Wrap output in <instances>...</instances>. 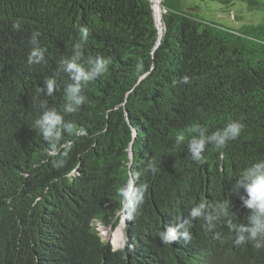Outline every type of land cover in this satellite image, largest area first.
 <instances>
[{"label": "trees", "instance_id": "16d2710c", "mask_svg": "<svg viewBox=\"0 0 264 264\" xmlns=\"http://www.w3.org/2000/svg\"><path fill=\"white\" fill-rule=\"evenodd\" d=\"M189 1H160L159 35L151 0H0V264H264V249L236 243L249 211L232 190L264 159V22L228 28ZM210 1L264 16V0ZM81 26V63H112L67 113L72 81L60 61ZM36 46L44 59L30 63ZM49 77L58 88L50 97L41 91ZM45 101L63 117L55 146L33 127ZM230 120L243 122L241 135L209 146L202 163L174 146L177 134L187 142L190 129L211 133ZM129 181L148 186L132 220L119 192ZM226 201L227 214L218 208ZM201 203L191 238L162 244L158 233ZM120 217L125 242L114 249L95 224Z\"/></svg>", "mask_w": 264, "mask_h": 264}, {"label": "clouds", "instance_id": "9594fccd", "mask_svg": "<svg viewBox=\"0 0 264 264\" xmlns=\"http://www.w3.org/2000/svg\"><path fill=\"white\" fill-rule=\"evenodd\" d=\"M79 34L80 42L74 45L71 57L60 61V70L67 73L72 81L64 90L66 98L64 111L67 113L79 110L86 99L82 94L83 86L107 73L109 65L112 63L110 58L101 55L89 57L85 63H81L82 44L89 37L88 29L81 26ZM32 43L36 45L35 37H33ZM44 51L38 46L34 47L30 53L29 62L40 63L43 61ZM137 71L142 72L143 66L138 64ZM181 82L188 83V77H182ZM57 90L55 78L45 79L41 88L44 95L50 97ZM41 109L42 112L33 127L39 130L46 142L55 146L62 138L63 117L55 109L48 108L46 101L41 103ZM244 127L245 125L240 120H230L222 128L211 133H208L207 129L197 126L190 129L193 135L187 142L183 133L177 134L174 146L177 148L186 147L188 158L193 162L202 163L204 153L209 146H213L217 150L223 149L230 141L236 140L241 135ZM147 188L146 184L137 187L134 181H129L119 189L128 220L135 218ZM232 190L238 194L242 206L249 211L247 223L238 229L236 243L242 244L251 241L257 250L264 249V159H258L244 168L235 179ZM205 207L206 205L203 203L196 205L190 209L188 217H181L178 223L165 226L158 233L161 243L172 245L181 240L187 242L191 238L189 228L192 222L204 215ZM228 207V201L218 205V208L223 209L225 214H227Z\"/></svg>", "mask_w": 264, "mask_h": 264}, {"label": "rangeland", "instance_id": "374dc122", "mask_svg": "<svg viewBox=\"0 0 264 264\" xmlns=\"http://www.w3.org/2000/svg\"><path fill=\"white\" fill-rule=\"evenodd\" d=\"M189 5L192 7V12L197 13L201 18L222 24L228 28H236L242 23L264 22V16L261 11H250L246 8L245 4L240 1H236L233 5L228 7H224L217 1L210 0H190ZM160 12H162V8L160 9ZM95 229L97 230L99 237L110 243L114 249L123 246V217H120L117 223H114L113 221L108 224L96 223Z\"/></svg>", "mask_w": 264, "mask_h": 264}, {"label": "bare ground", "instance_id": "6f19581e", "mask_svg": "<svg viewBox=\"0 0 264 264\" xmlns=\"http://www.w3.org/2000/svg\"><path fill=\"white\" fill-rule=\"evenodd\" d=\"M153 4H152V9H153V13H154V20H155V24L156 27L158 29V34H161L162 31V24H161V16H160V1L162 0H152Z\"/></svg>", "mask_w": 264, "mask_h": 264}, {"label": "water", "instance_id": "95a60500", "mask_svg": "<svg viewBox=\"0 0 264 264\" xmlns=\"http://www.w3.org/2000/svg\"><path fill=\"white\" fill-rule=\"evenodd\" d=\"M163 14V13H162ZM164 15V14H163ZM164 17H165V27H166V16L164 15ZM160 44V43H159ZM155 46H157L158 44H154ZM125 226V225H124ZM124 242H125V240H124Z\"/></svg>", "mask_w": 264, "mask_h": 264}]
</instances>
